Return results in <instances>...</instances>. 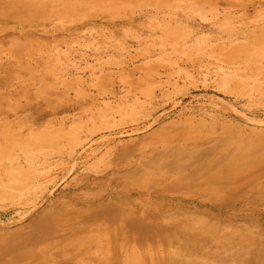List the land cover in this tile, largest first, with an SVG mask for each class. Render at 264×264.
<instances>
[{
  "label": "rangeland",
  "instance_id": "obj_1",
  "mask_svg": "<svg viewBox=\"0 0 264 264\" xmlns=\"http://www.w3.org/2000/svg\"><path fill=\"white\" fill-rule=\"evenodd\" d=\"M164 224L264 248V0H0V264H157Z\"/></svg>",
  "mask_w": 264,
  "mask_h": 264
},
{
  "label": "bare ground",
  "instance_id": "obj_2",
  "mask_svg": "<svg viewBox=\"0 0 264 264\" xmlns=\"http://www.w3.org/2000/svg\"><path fill=\"white\" fill-rule=\"evenodd\" d=\"M221 157L225 156L222 155ZM236 158L237 157L235 156L229 159H219L213 156V158L203 161L204 171L205 173H210L214 170L222 177V180H218L219 182H227L229 184H232L235 180L244 179L245 177L244 171L239 172V170L242 168L241 164V168H239L236 172H234V170L228 168L227 166V164L231 167L237 166L239 162L233 161ZM249 164L250 163L246 164L244 167H248L251 169V171H249L248 173L250 178H254L253 180H251L252 185H254L260 178H258V175H256L257 173L253 171L254 166ZM215 181L217 180H211V183H215ZM227 188L232 187L227 186L220 189ZM32 192H34V190ZM27 195H29V193ZM71 224L67 225L68 229H70ZM137 228L142 229L141 233H144L147 229L154 231V227L147 225L145 221L143 222L141 220H137L135 225H133L132 227L119 229L117 233L119 236L116 237H119L121 239L120 246H123L124 250H130L131 247H127L131 246V243L129 242L132 241H130L128 238H130V235L133 234V231L135 232ZM156 231L157 236L155 241L150 242L149 245L145 243L141 245L140 248L148 247L153 252H155L160 247L165 248L167 250V253L165 255H161L162 257H160L158 260L155 259L157 264H160L164 258V262H166L167 264H264V248L263 250L255 254H249L248 248L251 243V239H249V237H233L225 240V237L221 235L213 238V234H211L208 229L205 231H200L198 233L194 232L192 235H189L188 233H190V231L185 229H176L174 227L170 228L168 224L158 226L156 228ZM84 232V230L79 229L74 233H71L72 237L70 238L69 242H61V236L55 231L51 234H41L40 236L42 237V241L45 240L44 242L46 243H51L53 242L52 240H57V245H55V242L49 249L51 252H58V255L56 256V259L53 263L75 264L77 258L76 254H85L84 239H82ZM187 234L189 235L187 240H183L182 237ZM39 244H42V242ZM101 245H103L102 242ZM106 245H104L106 251L105 254L108 255L112 251V249L110 248L112 247V245L109 248H107ZM212 250H218L219 252L216 254L209 253V251ZM115 251L111 253H114ZM205 251H207L208 253H206ZM67 254L70 256L72 255L71 259L64 257ZM107 255L105 260H108ZM154 257L155 256H152L150 258L149 255H141L137 259L133 260L131 264H149V262Z\"/></svg>",
  "mask_w": 264,
  "mask_h": 264
}]
</instances>
